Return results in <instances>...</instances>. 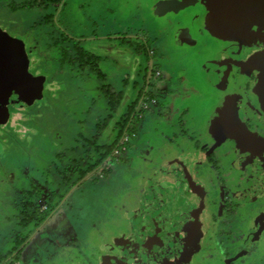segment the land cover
<instances>
[{
	"label": "rangeland",
	"instance_id": "1",
	"mask_svg": "<svg viewBox=\"0 0 264 264\" xmlns=\"http://www.w3.org/2000/svg\"><path fill=\"white\" fill-rule=\"evenodd\" d=\"M33 1L34 7H23ZM33 1L0 0V22H6L0 23L2 38L26 46L31 37L37 47L25 60L24 75L35 82L29 99L0 100V264H76V247L86 258L80 264H123L121 255L126 256L131 244L127 240L137 245L155 237L168 252L183 247L178 256L189 264H264V144L253 146L260 137L253 132L245 145L246 131L237 126L239 110L229 98L233 86L229 89L220 81L224 70L219 65L206 70L213 55L225 59V43L247 38L243 24L230 18L232 10L226 16L224 0H125L129 6H123V0H80L91 4L83 20L78 19L84 36L74 30V16L72 23L59 13L58 0ZM96 21L112 26H101L96 34L104 40L97 42L93 29L101 24ZM196 28H204L220 44L206 39L198 52L186 51L188 33ZM64 32L70 37L61 43ZM123 33L137 44L153 38L152 51L158 56L152 63L159 66L153 71L160 74L154 88L145 86L147 56L130 50L134 46L127 45ZM84 37H92L82 42L85 51L108 58L88 64L76 47ZM248 62L241 64L244 80L253 73V61ZM174 71L185 77L180 90ZM142 87L158 96L157 105L144 99L143 121L133 123L137 131L143 128L136 152L147 157L134 168L110 160L103 172L83 176L81 171L100 157L96 146L117 139ZM106 90L124 93L118 111H112ZM189 109L200 120L183 113ZM174 112L183 116L172 124ZM186 119L189 126L184 127ZM103 122L108 126L99 138ZM167 126L174 129L167 131ZM174 132L184 136L182 145H169L167 138ZM228 138L233 147H228L224 161L216 152L221 147H210L207 140L225 144ZM187 141L204 147L193 149ZM130 158L132 166L133 152ZM142 179L143 208H127L124 200L131 194L137 199ZM51 207L52 215L38 222L40 213ZM139 223L140 231L127 228ZM19 237L24 242L14 250ZM145 248L143 257L152 261L159 249ZM242 250L245 256L238 260ZM128 253L131 262L139 264L137 253Z\"/></svg>",
	"mask_w": 264,
	"mask_h": 264
},
{
	"label": "flooded vegetation",
	"instance_id": "2",
	"mask_svg": "<svg viewBox=\"0 0 264 264\" xmlns=\"http://www.w3.org/2000/svg\"><path fill=\"white\" fill-rule=\"evenodd\" d=\"M31 1H33V0H31ZM123 1H124L123 6H126V5L129 6V4H128L129 1H125V0H123ZM58 5L61 6L59 13L60 14L65 13L66 14L65 17L69 20V22L74 23L72 21V17L74 16L73 20L76 22L77 25H75V28L74 27L73 28L76 31L78 30L79 34H80V32L82 34L84 24L81 21L78 22V19L83 20V11H85V10L89 11L91 4H89L88 6H85V5L81 4L80 0H77V2L75 0L74 1L72 0V3H70V0H67V1L66 0H58ZM23 7H27V8L28 7H31V8L34 7V1L29 2V3L26 2L23 5ZM73 7H75V8H73ZM142 7H143V5H142ZM221 7L224 8V11H226V13H225L226 16H228V12L230 10H232V13L230 14V18L232 20H235V21H240L243 24V26L246 28V31H247L246 32L247 38H241L239 40L237 38V40H238L237 42L229 41V43H225L224 46L226 44H228L227 48H223V49H225V53H226L225 59L222 58L223 56L221 58L220 57L216 58L213 55L209 61L210 62L209 68L207 67L206 70L207 69H208L207 71L211 70L210 68H212L215 65H219L222 68V70H224L223 74L221 75L220 81L223 82L224 84L228 85L229 89H231L230 87L233 86V89L229 90V98H230L231 102L234 103L236 110L237 111L239 110V112H237V113H239V118H238L239 122L237 123V126L241 125V129L246 131L245 132V134H246L245 145H249V141L253 137V135H252L253 132H256L258 135H260V137L255 138V143L253 144V146H256L257 143L262 145V144H264V0H224ZM79 8H81L80 12L82 13V16L78 15ZM68 9H69V11H70V9H74L73 13H69V11L67 12L66 10H68ZM215 13H214V15H215ZM118 16L115 19H118ZM0 23H6V22L1 21ZM96 23H98V24H96ZM95 24L96 25L101 24V25H99L98 28L93 29L94 30L93 39L95 38V42H97L98 39L104 40V38H98V35L96 33H98L100 31L99 29L101 28V26L107 27L108 30L111 29L112 28L111 23H108V22L105 23L104 21H96ZM77 26H79V27L77 28ZM0 27H1V25H0ZM32 30H35V28H32ZM74 30H73V34H74V36H76L77 33H74ZM190 32L188 33V36L190 38L189 43H188L189 45L187 44L189 47V50L186 49V51L196 52L195 50L200 49L201 46H204L206 44V41H205L206 39H207V43L211 44V42H212V44H214V43L220 44V41L217 40V38L208 35L206 33V31L204 30V28H196V29H194V31H192V29H190ZM123 34L125 37V41L127 42V45L134 46L133 48L130 47V50H133L136 54L137 53L138 54L144 53L147 56V58L150 62V65H149V67H146L147 70L144 69L145 71H147V75H145V77L147 78V82H146L145 86H146V88H150V89L152 87L154 88V86L156 85L155 80L160 77V74L158 73V70L153 71L156 69V67H159V66H156L152 63L154 61V59H156L158 56V53L156 54L155 51L154 52L152 51V49H154L153 46L151 45V43L154 42L153 38L146 37L145 43H143V41H142V42H139L140 44H137L136 41L133 42L132 40H129V36H127L128 33H123ZM145 34H147V33L145 32ZM173 34L174 33L171 34L172 37H171V35H168V36L173 39V37H174ZM74 36L72 37V35H71L70 39L77 38ZM82 36H84V35L82 34ZM2 37H3V34H2L1 29H0V47H1V51H0V81H5L6 77L8 79H13V77L17 76L16 73L19 71V66L21 63V69H22L21 77L22 78L20 79L21 82L19 81V84L21 85V83H22L21 86L25 87V88L29 87L30 85H33L35 82L33 83L32 79H30L29 77H26L24 75V69H25V65H26L25 60L27 57L32 55V53L34 51L33 48L36 47V46L34 47V45L32 43L33 39L30 37L31 40H29L27 42L28 44H26V46H23V44L21 43L20 40L19 41L15 40V39L12 40V38L3 39ZM69 37H70L69 33L64 32V36L62 38H59V40L62 43L66 39H68ZM91 39H92V37L87 38V39L85 37L79 38L78 41H76L78 43L76 45L82 47V42L86 43L87 41H89ZM209 40L211 42H209ZM11 41H14V42H11ZM58 41L54 40V42H58ZM44 48H46V47H44ZM229 50H230V52H228V54H227V51H229ZM40 51L41 50H39V52H38L39 55L42 52V51L41 52ZM186 51H184V52H186ZM198 51L199 50H197V52ZM209 51H210V48H209ZM97 58H98L97 60H100L101 62H103L108 57H106V54H105V59L102 56H99ZM244 61H246V62L249 61L248 63H251L253 61L251 64L252 65L251 68L253 69V73L251 74V79H248V80H246V79L244 80V76L242 77V74H241L242 69L244 70V66L241 64H244ZM141 67H143V65ZM140 71H141V74H143V68H141L139 70V72ZM164 73H162L163 76H164ZM174 74L176 76L172 75V77H174V80L176 81L175 82L176 87H177V89H179L178 87L183 84L182 82L185 81V77L182 76L181 74H179V72H175ZM103 78H104L103 80L106 82V76ZM168 80L170 81L169 78H168ZM172 81H173V79H172ZM163 82H167V80L164 79ZM151 83H153L154 85H152ZM141 90H143V87ZM29 93H31V89H30ZM141 93H142L140 95L141 98H138V99H140V108L142 110L144 108V103L146 104V102H144V99L147 102H150L153 104L156 103V105L158 104V101H156V98H158V96L155 97L154 92H152L154 94L153 98H150L151 97L150 95L152 93H147L146 91H145L144 95H143V91H141ZM148 94H150V95H148ZM147 97H149V98H147ZM240 97H242V98H240ZM3 98H11L14 100H18L16 98H12V97L0 96V100H2ZM18 101H23V100H18ZM175 101H176V99H175ZM0 106H1V108H3L1 104H0ZM144 110H145V114H146L147 110L145 108H144ZM189 111H190V109L186 112H183V113H188L187 116L190 117L192 121H194L195 119L197 121L200 120L199 119L200 117H197V116L194 117V115L191 114ZM183 113H182V116H183ZM145 114L144 115H143V113L139 114L136 121H138L139 123L142 122ZM176 116H177L176 112L172 113L171 120L172 121L174 120V121L172 122L171 120H169L170 123L172 122V124H175L174 123L175 119L182 118V116H180V117H176ZM188 120H190V119H186V121L184 122L185 123L184 127L189 126ZM162 123H163V121H162ZM156 127H158V126H156ZM169 127L170 126H167L165 128V130L172 131L174 129V128H169ZM183 129H184V131H186L185 128H183ZM164 132H166V131H164ZM172 135L174 137L168 136V138H167V139L171 140L170 144L169 143L168 144L169 145H182V137L184 138V136H180L179 133L176 134V132L172 133ZM140 136L141 137L143 136V128H142V131L136 130V133L134 134V137H132V139H131V135L129 134V132H126V134H125L126 139L123 140V143H125V141H128V143L132 144V147H123V150L125 152L124 155L127 158L126 161L121 160L120 151L117 150L115 152V157H110L109 159H107L104 162L103 166L97 167L92 171L96 170L99 172H103L104 168H106L108 166V161H110V160H113V161L114 160H120L123 163L122 165L129 166L130 168L139 167L142 164L145 157H147V154L143 158V154H137V152H136V145L138 143V139ZM205 136H206V134H205ZM208 138L209 137H207V136L205 137V139H208ZM256 139H257V141H256ZM207 142H209L211 144L210 147H221L216 152H217L219 158H222L224 161L228 158V155H227L228 147H233V144L231 143V139H229V138H228L227 142H225V144H223L224 142L218 143L212 139L207 140ZM184 144L186 146V143H184ZM190 145H191V147H193V149H195V147H204V146L200 145V143H198V142L196 144L195 143L192 144V142H188L187 146L190 147ZM189 149H192V148H189ZM66 152L64 153L63 156H61V158L66 157V155H65ZM132 152L135 155V158H134L135 164L131 166L130 153H132ZM186 164H187V167H191L190 164H188V163H186ZM197 165H198V169H199L198 171L200 172L202 170V167H203V165L201 164V161H200V164L198 162ZM231 167L233 168L232 172H234L236 170L234 165H231ZM194 172L197 174L196 171H194ZM113 173H110L109 175H111ZM198 175H200V174H198ZM198 177L200 178V176H198ZM232 179H234V178H232ZM234 181H236V180H234ZM138 189L141 190V193L138 192L137 199H135L134 196L132 197V194H131L130 198L127 196L126 198H128V199L124 200L125 201L124 204L126 205L127 208L132 207V209H134L136 207H139L140 205H141L140 207L143 208V202L141 203L139 201L141 196L143 197V179L140 181V185H139ZM138 189H137V191H138ZM52 213H53V211H52ZM138 215L141 216L142 213L141 214L138 213ZM127 228H129V230H131V231L137 232V231H140V229H143V225H141L139 223L138 225H131L130 227H127ZM98 229L93 234V237L96 235ZM104 229H106V228H104ZM99 230H100V232H102L103 229L102 230L99 229ZM91 236H92V234H91ZM154 236H157V235H154ZM156 238L157 237H155V239ZM260 238H262V237H260ZM155 239L154 240H147L145 242H143V241L139 242L138 241L139 243L137 242V245H134L132 243V241H128V240H127V242H131L130 245L128 243H124V242L123 243L126 245L128 244L127 246L130 247V248H128V250H133L135 253H137V255H138L137 258L139 259V261H138L139 264H160V262H163L164 264H177L178 262H179V264H189L185 260H183L180 256H178V253L183 254V252H182L183 247L179 248V246L178 247L175 246L176 250L173 249L172 251L168 252L167 249L165 250L166 247L164 245L157 244ZM263 240H264V236H263ZM153 241H155V242H153ZM256 241L258 242L259 240H256ZM94 242H96L95 237H94ZM172 244L174 245V243H172ZM218 244L220 245L219 242H218ZM81 246H82V244H81ZM76 248L73 250H75V253H77V255L81 256V254L77 251ZM144 248L145 249H147V248L148 249H152V248L159 249L157 251L156 255L153 256L152 261L147 259V257L146 258L143 257ZM128 250L125 251V253H126L125 257L126 258L124 257V254L121 255L123 264H127V262H125L124 259H127L129 264H133L131 262ZM82 254H85V252ZM244 254H245L244 250H242L241 253L239 254L240 257L238 258V260H241L245 256ZM77 255L75 256L76 261H77L76 264H80L81 261H84V262L86 261L85 256L82 255L81 258H79V256H77Z\"/></svg>",
	"mask_w": 264,
	"mask_h": 264
},
{
	"label": "trees",
	"instance_id": "3",
	"mask_svg": "<svg viewBox=\"0 0 264 264\" xmlns=\"http://www.w3.org/2000/svg\"><path fill=\"white\" fill-rule=\"evenodd\" d=\"M59 42H55L54 44L58 45ZM77 49L80 51V53L84 54L86 60H88V64L93 63L95 60H97L98 58L88 52L85 51V49H83L80 46H77ZM66 51L63 50V54H65V56L67 57V53H65ZM72 63V62H71ZM152 85H154L153 83H151ZM143 91V95L145 93V89L142 90ZM106 94L109 95V97L111 98L110 100V104H111V109L113 112H116L119 110L120 108V104L122 102V99L124 98V93L122 92H118V91H110V90H106L105 91ZM142 94V93H141ZM150 98H153L154 94L152 93L150 95ZM141 98V97H140ZM149 98V97H147ZM80 100V99H79ZM143 113V115L145 114V110L143 108V110L140 108V99H137L133 104L130 105L128 111L125 113L124 118H123V123L122 126L120 127L119 130V134L117 135V139L110 143V144H105V145H101V146H96L98 148V150L100 151V157L98 158V160L96 161V163H94L93 165H90L89 168L87 170H83L81 171V174L87 175L90 171L94 170L97 167L103 166L104 162L109 159L110 157H115V152L117 150L120 151L121 154V160L122 161H126L127 158L124 155V150L123 147H132L131 143H128V141H125V143H123V140H125V134L126 132H129V134L131 135V139L132 137H134V134L136 133V125L133 124L136 122V119L138 118L139 114ZM100 136L98 135L97 137H102L104 132L107 129L108 123L107 122H103L100 125ZM119 129V128H118ZM130 139V140H131ZM123 154V155H122ZM53 211V207L49 208L48 210L40 213V218L38 220V222H42L43 220H45L47 217L51 216ZM24 242V238L19 237V241L17 243V246L14 248V250H17L19 248V246L22 245V243ZM17 258L18 255H15ZM2 260V257H1ZM11 264V262H10Z\"/></svg>",
	"mask_w": 264,
	"mask_h": 264
},
{
	"label": "water",
	"instance_id": "4",
	"mask_svg": "<svg viewBox=\"0 0 264 264\" xmlns=\"http://www.w3.org/2000/svg\"><path fill=\"white\" fill-rule=\"evenodd\" d=\"M0 51H1V47H0ZM21 73H22V69H21V63L19 66V71L16 73L17 76L13 77V79H8L6 76L5 81H0V96H7V97H12V98H16L18 100H23L26 101L29 98V92H30V87H22V83L21 85L19 84V81L21 82ZM3 116V110L0 106V117Z\"/></svg>",
	"mask_w": 264,
	"mask_h": 264
},
{
	"label": "crops",
	"instance_id": "5",
	"mask_svg": "<svg viewBox=\"0 0 264 264\" xmlns=\"http://www.w3.org/2000/svg\"><path fill=\"white\" fill-rule=\"evenodd\" d=\"M144 130H146V127H144Z\"/></svg>",
	"mask_w": 264,
	"mask_h": 264
}]
</instances>
